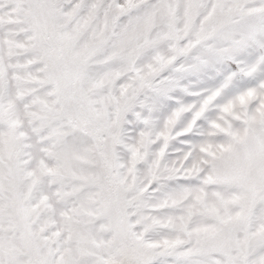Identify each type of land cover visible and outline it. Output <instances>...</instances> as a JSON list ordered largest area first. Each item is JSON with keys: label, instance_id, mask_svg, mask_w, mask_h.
Instances as JSON below:
<instances>
[{"label": "snow or ice", "instance_id": "1", "mask_svg": "<svg viewBox=\"0 0 264 264\" xmlns=\"http://www.w3.org/2000/svg\"><path fill=\"white\" fill-rule=\"evenodd\" d=\"M0 264H264V0H0Z\"/></svg>", "mask_w": 264, "mask_h": 264}]
</instances>
